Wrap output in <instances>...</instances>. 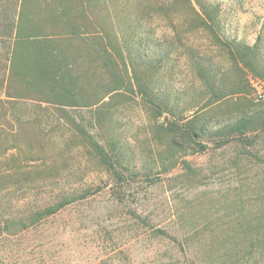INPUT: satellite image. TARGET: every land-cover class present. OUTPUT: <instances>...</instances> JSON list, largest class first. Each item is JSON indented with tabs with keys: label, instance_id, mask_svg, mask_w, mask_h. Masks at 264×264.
I'll return each instance as SVG.
<instances>
[{
	"label": "rangeland",
	"instance_id": "rangeland-1",
	"mask_svg": "<svg viewBox=\"0 0 264 264\" xmlns=\"http://www.w3.org/2000/svg\"><path fill=\"white\" fill-rule=\"evenodd\" d=\"M237 3V11L221 10L220 25L253 44L264 27V0ZM160 29L154 42L175 43L156 73L173 112L159 117L130 93L115 103L110 119L67 108L95 139L115 145L123 165L115 176L80 140L72 141L71 168L62 177L32 191L9 190L3 215L16 219L62 197L83 198L1 238L0 264H264V252L250 247V237L264 230V101L256 99L264 78L246 72L248 91L232 95L233 66L213 37L186 41L197 49L192 59L169 28ZM94 116L100 124L92 128ZM40 119L58 143L68 142L71 133L58 117ZM191 120L207 127L199 139L205 151L173 145L161 129ZM242 120L249 124L243 133L235 126Z\"/></svg>",
	"mask_w": 264,
	"mask_h": 264
},
{
	"label": "trees",
	"instance_id": "trees-1",
	"mask_svg": "<svg viewBox=\"0 0 264 264\" xmlns=\"http://www.w3.org/2000/svg\"><path fill=\"white\" fill-rule=\"evenodd\" d=\"M237 2L226 7L213 0H0V239L83 198L62 197L28 217L3 215L9 190L39 189L70 170L72 141L80 140L115 176L123 165L115 145L95 139L84 119L67 108L92 109L110 119L115 103L130 93L159 117L173 112L156 73L171 58L175 43L166 47L162 37L154 42L159 27L169 28L172 40L192 59L197 49L186 41L198 34L213 37L233 66L232 95L248 91L247 73L264 78V27L249 44L228 36L220 25L221 10L237 11ZM45 115L68 127V142L58 143L45 129L40 119ZM99 124L95 116L90 121L92 128ZM235 126L242 133L249 128L244 120ZM161 129L171 134L173 145L207 149L199 140L207 127L193 120ZM250 238L251 250L264 252V230Z\"/></svg>",
	"mask_w": 264,
	"mask_h": 264
},
{
	"label": "built area",
	"instance_id": "built-area-1",
	"mask_svg": "<svg viewBox=\"0 0 264 264\" xmlns=\"http://www.w3.org/2000/svg\"><path fill=\"white\" fill-rule=\"evenodd\" d=\"M256 99L258 101H264V91H258L256 94Z\"/></svg>",
	"mask_w": 264,
	"mask_h": 264
}]
</instances>
